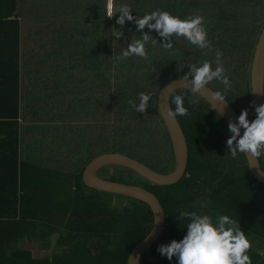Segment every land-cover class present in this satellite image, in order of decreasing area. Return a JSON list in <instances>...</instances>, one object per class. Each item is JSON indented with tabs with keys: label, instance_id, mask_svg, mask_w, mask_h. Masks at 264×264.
Wrapping results in <instances>:
<instances>
[{
	"label": "trees",
	"instance_id": "trees-1",
	"mask_svg": "<svg viewBox=\"0 0 264 264\" xmlns=\"http://www.w3.org/2000/svg\"><path fill=\"white\" fill-rule=\"evenodd\" d=\"M24 1L27 14L16 10V0H0V21L5 17L7 22L17 23L13 16L19 15L34 22H55L67 27L74 24L75 34L69 43L75 49L71 55L76 70L80 62L86 63L88 22H112L106 57L112 51L109 63L114 72L107 67L103 74L106 105L100 112V120L113 126L112 145L110 150L96 151L89 142H82L73 134L81 132L85 126L81 123L96 121L98 114L94 110H79L73 103L64 104L62 110H49L38 102L35 103L44 108H28L37 104L20 100L17 90L11 95L14 90L8 88L11 82L6 77V85H0V264H127L131 251L153 228L152 209L144 201L86 185V165L101 153L116 151L162 173L171 172L175 167L174 150L158 110L159 92L169 81L188 73L190 65L207 60L215 67L217 50L222 54L231 88L225 90L219 80L208 85L220 91L239 114L247 108L249 120L254 119L250 72L264 27V0H114V8L118 3L129 4L134 17L157 9L181 19L198 15L203 18L210 41L208 49H200L184 37H173V49L165 50L153 30L150 34L157 41L150 36L145 45L146 58L121 59L117 57L122 50L140 33L132 22L126 21L123 37L115 39L112 28L121 26L115 23L118 14L107 16V0ZM72 3L76 11L70 8ZM50 4L60 6L59 10H42L43 5ZM143 31L149 32L147 27ZM1 56L8 64V56L0 51ZM78 80L82 79L76 77ZM182 91L186 97L192 95L189 90L175 92ZM140 92L152 95L143 113L136 112L129 103H138ZM195 98L196 104L185 99L188 115L177 116L189 146L187 170L179 182L157 185L118 165L103 167L98 174L141 185L154 192L164 207L166 228L139 264H176L175 258L169 261L157 249L184 235L187 221L179 220L178 213L197 211L213 217L226 214L220 207L230 208L233 219L250 240L248 254L252 264H264V255L258 254L264 250V183L251 174L245 155L234 159L227 153L228 122L204 98L196 93ZM25 105L27 108H23ZM171 105L174 110L172 96ZM88 133L93 137L94 132ZM121 146L134 153L120 151ZM93 149L95 154L88 155ZM142 159L158 160L161 167ZM259 160L264 169V155ZM117 195L124 200L115 198ZM119 201L125 202L124 206L119 207ZM209 205L219 211L211 213ZM46 246L54 247L53 251ZM38 250L47 254H37Z\"/></svg>",
	"mask_w": 264,
	"mask_h": 264
},
{
	"label": "clouds",
	"instance_id": "clouds-1",
	"mask_svg": "<svg viewBox=\"0 0 264 264\" xmlns=\"http://www.w3.org/2000/svg\"><path fill=\"white\" fill-rule=\"evenodd\" d=\"M107 16L116 14L115 23L120 25V29L112 28L111 35L115 39L123 37V26L127 22L135 25L136 31L140 33L139 38H133L126 49H123L117 59L130 56L147 57L145 45L148 43L150 33L155 30L160 38V45L165 50L173 49V37H184L192 45L200 49H208L207 30L203 23V18L196 15L180 17L165 10H154L143 16H133V9L127 3H118L113 8V0H107ZM147 27L149 32L143 30ZM136 35H133L135 37ZM154 42L157 41L154 38ZM221 52L217 50L216 59L213 62L203 61L199 65L189 66V72L180 77L181 80L190 81L192 87L189 91L191 96L182 92H173L172 103L174 110L169 108L168 116L188 115V108L185 106L187 98L190 104L198 103L195 98L201 88L208 85L213 80H219L225 90L231 88V80L225 74V68L221 60ZM264 95V92H260ZM213 96L220 101L224 100V95L220 91L213 93ZM152 99L151 93L140 92L139 102L129 101L136 112L143 113L149 107ZM255 118L249 120V110L242 109L235 122L229 121L227 128L230 136L226 140V151L232 158L238 155H249L259 158L264 155V104L255 105ZM178 219L186 220L185 232L181 239H173L167 244L158 246V252L169 261L175 258L176 264H252L248 250L251 247L247 235L240 229L238 221L230 215L219 214L213 217L204 212L180 211ZM259 255H264V250L258 251Z\"/></svg>",
	"mask_w": 264,
	"mask_h": 264
},
{
	"label": "crops",
	"instance_id": "crops-1",
	"mask_svg": "<svg viewBox=\"0 0 264 264\" xmlns=\"http://www.w3.org/2000/svg\"><path fill=\"white\" fill-rule=\"evenodd\" d=\"M25 4L24 0H16V10L27 14ZM41 8L51 12L59 10L60 6L57 8L50 4ZM70 8L76 11L73 3ZM13 17H16L17 23L7 22L5 17L0 21V51L8 56V64L3 56L0 57V85H6L8 77L11 82L8 88L14 90L11 95L17 90L20 100L31 101V104L43 103L49 110H62L63 105L69 103H73V107L79 110H94L98 114L96 121L81 125L98 124L96 122L100 121L101 109L104 111L106 105L105 83H101V80L105 79L103 74L107 70L106 54L104 55L107 22H88L86 63H81L79 59L80 65L76 70V61L71 55L75 49L73 43H69L70 37L75 34L74 24L67 27L55 22H34L19 15ZM92 72L98 74L93 76ZM76 77L82 80L76 81ZM38 104L28 108H44ZM23 108H27V105ZM94 135L96 136L95 132ZM24 137L27 138L26 132Z\"/></svg>",
	"mask_w": 264,
	"mask_h": 264
},
{
	"label": "water",
	"instance_id": "water-1",
	"mask_svg": "<svg viewBox=\"0 0 264 264\" xmlns=\"http://www.w3.org/2000/svg\"><path fill=\"white\" fill-rule=\"evenodd\" d=\"M250 86L255 105L264 104V27L255 47L250 72ZM192 85L188 80L174 79L166 83L158 95V110L169 132L174 150L175 167L171 172L161 173L142 161L116 151H108L94 157L85 167L83 180L86 185L97 190L116 193L147 203L153 212V228L131 251L127 264H139L143 256L157 243L166 228L167 215L158 196L147 188L129 184L100 176L99 171L106 166L118 165L134 170L146 180L157 185H172L179 182L185 175L189 160V146L184 129L178 117L168 116L171 105V94L177 90H189ZM211 86L206 85L196 94L208 101L212 107L229 123L235 122L239 113L224 97L225 101L217 100ZM251 174L264 183V169L259 158L245 155Z\"/></svg>",
	"mask_w": 264,
	"mask_h": 264
},
{
	"label": "rangeland",
	"instance_id": "rangeland-1",
	"mask_svg": "<svg viewBox=\"0 0 264 264\" xmlns=\"http://www.w3.org/2000/svg\"><path fill=\"white\" fill-rule=\"evenodd\" d=\"M111 27H112V22H107V28H111ZM107 34H108V29H107ZM106 42L108 43V38L107 37H106ZM106 46H107L106 43H104V50H105L104 51V55L107 52ZM111 58H112V51L111 52H108L106 59H107V67H110L108 69L111 70V71H113L112 64L109 63V61L111 60ZM96 123H98V124L95 125V124H89L88 123V124H86V126H83L82 127L81 132L73 131V134H76V137L79 138L80 140H82V142H86L87 144L89 142L88 145H92L95 148H97L96 151H100L101 149L102 150L103 149L104 150H110L111 149V145H112L111 144V142H112L111 130L113 131L112 124L109 123V122H102L101 120L100 121H97ZM96 128H98V129H96ZM103 128H104V131L106 133H103L102 134ZM88 131L91 132V133L92 132H95L96 133V136H98V137H96L95 135L93 137H89L88 136V134H89ZM227 133L229 135V132H227ZM118 145H121V144H118ZM89 148H92V147H89ZM120 148L121 149H119V150L122 151V152H126L128 154H133L134 153V152H132V149L131 150H126L124 146H121ZM122 149H125V150L123 151ZM93 154H95V150L94 149L88 155H93ZM139 158H141V157H139ZM142 160H144V159H142ZM147 160L148 159H146L144 161L146 163H148V164H150V165L158 168V169L161 167V166L158 165V160H153V159H149L148 161ZM110 166H112V165H110ZM115 198H117L119 200H124V198H122V196H119V195H117ZM119 203H120L119 204V207H122L125 204V202H122L121 203L120 201H119ZM220 208L226 210V214L227 215H230L232 218H235L231 214L232 212H231L230 208H228V207H220ZM208 210H210L211 213H213V214L215 213L216 214V212L219 211V208L213 207V206H210L209 205ZM53 248L54 247H52L51 249H49V248L48 249L50 251H53ZM41 253L47 254V251H44V250H41V251L38 250L37 251V254H41Z\"/></svg>",
	"mask_w": 264,
	"mask_h": 264
},
{
	"label": "built area",
	"instance_id": "built-area-1",
	"mask_svg": "<svg viewBox=\"0 0 264 264\" xmlns=\"http://www.w3.org/2000/svg\"><path fill=\"white\" fill-rule=\"evenodd\" d=\"M113 8H114V0H113Z\"/></svg>",
	"mask_w": 264,
	"mask_h": 264
}]
</instances>
